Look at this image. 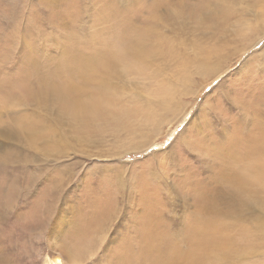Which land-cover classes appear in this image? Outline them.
<instances>
[{
	"label": "bare ground",
	"instance_id": "bare-ground-1",
	"mask_svg": "<svg viewBox=\"0 0 264 264\" xmlns=\"http://www.w3.org/2000/svg\"><path fill=\"white\" fill-rule=\"evenodd\" d=\"M27 1L24 29L11 23L3 42V37L0 38L2 56L9 59L8 63L17 64L9 74H2L4 69L0 67V93L8 108L16 111V118H26L29 135L43 138V146L36 148L41 157L32 155L29 159L40 168L48 165L49 160L68 156L70 141L62 135L67 120L78 124L75 128L80 135L74 140L84 149L95 140L97 131L110 130L117 136L112 125L122 109L132 104L141 108V112L130 114L143 119L137 129L148 128L153 132L161 114L181 96L193 93L197 94L193 96L196 99L201 94V90L197 93L189 87L194 71L217 78L225 70L222 63L232 59V49L227 50L232 40L239 42L235 54L242 52L239 55L242 56L264 37V27L260 24L264 0H39L46 16L38 14L32 0ZM19 2L0 0V13H7L9 16L5 17L15 23L24 13L17 7ZM87 13L92 15L91 24L84 36H80L78 29ZM42 16L51 27L61 30L57 35L64 36L58 39L52 35L48 39V44L58 49L55 55L39 56L35 51L32 37ZM164 28L171 30L170 35ZM22 38L20 51L18 44ZM260 50H264V45ZM157 60L179 61L177 66L183 68L184 77L178 85H160L153 95L156 98L147 99L122 89L125 88L123 72L134 70L145 74ZM254 61L264 68V53H252L251 62ZM244 73L238 104L245 113H240L237 119L240 124L214 126L207 119L198 128L188 123L171 146L165 148L170 151L179 144L180 154L175 157L181 159L176 163L184 159L185 165L192 159L184 157L185 150L194 149L201 155L195 158L200 164L196 173H209L199 176L193 170L186 179L190 190L182 196L192 208L185 216L176 217L171 212L166 220L163 208L172 206L171 197H167V206L166 201L144 189L135 201L138 206L133 213L135 217L128 222L120 221L125 211L121 206L125 199L120 200L122 184V188H117L119 192L110 187L84 192L77 207L73 200L76 212L64 227L65 218H58L57 213L66 204L68 178L63 169L55 167L54 173L44 181L51 184L38 187L14 219L20 228L39 230L40 235L45 232L52 241L65 234L68 241L54 242L52 248L59 253L48 264H69L70 259L83 261V257L87 260L101 245L108 251L103 257L104 264H264V78L250 79V74ZM153 74L159 76L161 68ZM114 77L122 82L116 83ZM123 127L131 128V122ZM190 128L194 135L187 140ZM22 130L16 120L14 140ZM127 134L133 133L127 131ZM160 134L157 129L154 138ZM139 145L143 146L131 143L124 152L137 150ZM84 149L80 151L86 152ZM102 173L100 182L102 177L104 181L111 179L110 174ZM40 174H33V179ZM14 189L4 194L6 200L1 199L7 212L16 197ZM111 223H116L118 228V235L111 240H116L113 246L102 244ZM0 264L13 263L0 255Z\"/></svg>",
	"mask_w": 264,
	"mask_h": 264
},
{
	"label": "rangeland",
	"instance_id": "rangeland-1",
	"mask_svg": "<svg viewBox=\"0 0 264 264\" xmlns=\"http://www.w3.org/2000/svg\"><path fill=\"white\" fill-rule=\"evenodd\" d=\"M19 1L17 7L20 8V12L23 10L24 13H22L20 18H16L15 23L11 20L12 18L5 17L8 15L7 13H0V38L3 37L1 42L4 40V33L6 32L8 34L13 25L19 24L20 28L24 29V16L28 13V1ZM32 2L36 4L38 14L46 16L39 0H32ZM10 14H12L11 11ZM43 16L39 22L40 25L36 26L34 29V35L32 37L34 48L39 56L55 55L57 54L58 49L55 50L53 46H50L48 44V39H50L49 37L52 35H55L58 39H63L64 36L57 35L61 30L59 28L51 27L49 20L43 18ZM90 19L92 20V15L91 13H87L82 20L83 23H81L83 27L81 26L80 29H78L80 36H84L85 32L88 30V27L91 24ZM233 20H236V17H234ZM243 23L240 25L243 26ZM260 24L264 27V17L260 18ZM3 27L4 29H2ZM164 31L169 35L171 33V30L166 28H164ZM21 36L23 35L21 34ZM194 36L195 35H193L192 38ZM23 40L24 38H22L18 44V49L20 51L24 44ZM233 41L234 40L229 43V47L227 48V50L231 48L233 51L232 59H229V62H224L225 64L222 63L223 66L221 68L222 70L225 69L224 72L216 78V76L206 77V75L198 74V72L194 71L192 73L193 77L189 87L193 91H197V93L201 90V94H199L196 99H193V96H196L197 94L194 95L193 93L181 96L178 101L173 103V106L164 115H162L163 113L161 114L159 122L153 132L148 128L138 130L142 125L141 123L143 122V119L130 114L132 112H141V108L132 104L122 109L120 116L112 125V131H115L117 136L112 134L110 130L103 132L97 131L93 136L95 140L91 144L86 145L84 149L80 143L74 140L80 135L76 132L75 128L78 124L75 123L74 120H67L62 128V135L69 138L67 140L70 141V152L68 156L57 160L58 162L56 160H49V162H47L48 165H43L41 168L36 163L30 162L29 159L32 158V155H38L41 157L36 148L43 146V138L29 135L27 132V126H25L26 118L24 116L16 118V111L8 108L6 99L2 100V93H0V206L2 207H0V255L7 258L8 261L13 264H48V260L53 258L55 254L59 253L58 250L52 248L54 242L60 243L65 242L66 240L68 241V238L64 236L65 234H62L57 240L53 239L52 241V239L47 238L45 232L40 235L39 230L29 231L28 229H22L14 220L17 219L18 212L25 207L26 199L34 197V193H36L35 191L38 190V187H44L51 184L50 182L44 181L47 176H51V174L54 173L55 167L63 169L64 175L68 178V182L65 183L67 185L66 189L68 190L66 204L63 205L57 213L58 218H65L63 220L64 227L69 225L74 218L76 209H74L72 205L73 200L74 206L77 207L83 200L81 199V196L88 193L90 189H93L96 192L97 190L102 191L105 187L113 188V190L119 192V189L117 188H122L124 186L120 193V200L125 199V203L121 204L122 210L125 209V211L123 212V215L120 216V221L128 222L130 218L133 219L135 217V214L133 213L138 210L135 201L140 198L144 189L151 194H156L163 201H166L167 206L169 205L167 197H171L172 206L169 208H163L166 220H169V214H171V212L176 215V217H181V215L185 216V214L187 215L192 207L188 201L186 202V198L182 196V193H186L187 190H190V185L186 182V179L189 178L193 170L196 173V169L200 164L195 158L200 157L201 155L194 149L189 150L188 152L186 149L184 157L190 156L192 159L190 158V162H186L187 165H185L184 159L176 163L178 159H181L175 157L180 154V150L178 149L180 147L179 144H176V146L174 145L170 151L165 148L171 146V143L178 137V134L188 123L190 126L194 125L198 126V128L201 123L207 119L211 120L214 126H219L221 124L225 127L230 123L232 126L240 124L241 121L237 119L240 118V113H245L238 104L239 96L242 95V93L240 94V91L242 92L243 83L241 86V81L242 77L244 79V72L246 71L250 74V77H248L250 79L264 78V68L260 67V63L257 61L251 62L252 53L256 55L264 53V50H260L264 45V37L258 42V44L250 48L242 56H239L242 52L238 55L235 54V49H237L239 42L236 39L234 42ZM13 42L16 43L14 40ZM2 53L3 51L0 47V67L4 69L2 74L6 72L9 74L10 71L15 70L17 64L14 65L13 63H8L9 59L5 58V55L2 56ZM18 53L20 52L18 51ZM172 61L157 60L153 65L150 64L145 74L134 72V70L131 72H123L121 77L123 78L125 88L122 89L130 91L142 99H147L154 95L155 90H157L160 85H178L180 79L184 77L183 68L177 66L179 61ZM194 64L192 63L191 65L194 66ZM160 68L161 74H159V76H154L153 71L156 70L158 72ZM201 75L203 76L202 78ZM114 81L118 84L122 82L119 77H114ZM203 84H207L205 86L206 88L202 87ZM215 87V90L217 91L214 90L212 92L213 94L209 95V99L206 98V95H208ZM153 98L156 97L153 96ZM208 102L211 103V106H208ZM200 105L201 108L198 109ZM230 113L232 115H228ZM16 120L19 121L23 130L19 132L18 139L14 140L13 137ZM126 122H131V128L127 129L123 127ZM138 125L140 126L138 127ZM157 129H159L161 134L154 138ZM127 131H130L133 134H127ZM190 131L189 134L188 132L186 133L188 134L187 140L192 139L194 135L191 128ZM153 138L155 140L149 144L148 147H145L149 143L148 141ZM135 142L143 144V146L139 145L140 147L138 146L137 150L124 152L129 150L127 148L128 145ZM81 149H84L86 152L80 151ZM105 169L106 171H104ZM37 172L41 173L40 176L33 179L32 175L35 173L37 174ZM102 172L105 173V175L106 173L110 174L111 179H105L104 181L102 177V182H100V175ZM207 172L208 171H203L196 174L201 176L209 174ZM115 174L118 175L115 176ZM210 174L212 175L213 172H210ZM53 179L54 177H51V181H53ZM122 184L124 185L122 186ZM13 189L17 190L16 197L7 212L3 206L4 204L2 205L4 200H6L4 194L10 193ZM84 202L85 201L82 202L83 207L85 205ZM26 208L29 209L28 206ZM79 209H81V207ZM77 215L78 214L75 215V219L77 218ZM117 229L116 223H111L108 230L109 232L106 235L107 239L105 236L104 240L106 239V241L103 240L104 242H102V244L105 243L106 245H110L111 243L110 246H113L116 240L112 242L111 240L118 235ZM66 233L68 234L67 231ZM62 238L64 240H62ZM7 240L9 242H7ZM2 243L5 244L3 245ZM101 247L102 245L97 248L94 256L92 255L87 260L83 257V261L81 260L82 258H78L77 260L70 259L68 262L69 264H97V262L104 264L106 258L104 259L103 257L107 255L108 251ZM63 258L65 257L63 256Z\"/></svg>",
	"mask_w": 264,
	"mask_h": 264
},
{
	"label": "snow or ice",
	"instance_id": "snow-or-ice-1",
	"mask_svg": "<svg viewBox=\"0 0 264 264\" xmlns=\"http://www.w3.org/2000/svg\"><path fill=\"white\" fill-rule=\"evenodd\" d=\"M217 118H219V117H217ZM97 264H100V262H97Z\"/></svg>",
	"mask_w": 264,
	"mask_h": 264
}]
</instances>
